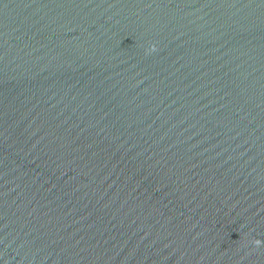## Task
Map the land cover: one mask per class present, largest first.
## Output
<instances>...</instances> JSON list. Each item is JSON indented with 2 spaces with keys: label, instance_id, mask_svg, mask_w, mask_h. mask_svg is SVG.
Returning <instances> with one entry per match:
<instances>
[{
  "label": "water",
  "instance_id": "water-1",
  "mask_svg": "<svg viewBox=\"0 0 264 264\" xmlns=\"http://www.w3.org/2000/svg\"><path fill=\"white\" fill-rule=\"evenodd\" d=\"M0 264H264V0H0Z\"/></svg>",
  "mask_w": 264,
  "mask_h": 264
},
{
  "label": "clouds",
  "instance_id": "clouds-1",
  "mask_svg": "<svg viewBox=\"0 0 264 264\" xmlns=\"http://www.w3.org/2000/svg\"><path fill=\"white\" fill-rule=\"evenodd\" d=\"M153 50H154V48H153ZM255 243H256L257 245H259V244H260V241L257 240V241H255Z\"/></svg>",
  "mask_w": 264,
  "mask_h": 264
}]
</instances>
